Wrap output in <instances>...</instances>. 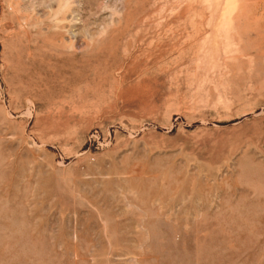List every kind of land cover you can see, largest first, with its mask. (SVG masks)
I'll return each mask as SVG.
<instances>
[{"label": "rangeland", "instance_id": "rangeland-1", "mask_svg": "<svg viewBox=\"0 0 264 264\" xmlns=\"http://www.w3.org/2000/svg\"><path fill=\"white\" fill-rule=\"evenodd\" d=\"M0 264H264V0H0Z\"/></svg>", "mask_w": 264, "mask_h": 264}]
</instances>
